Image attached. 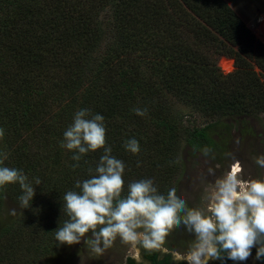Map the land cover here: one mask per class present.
Here are the masks:
<instances>
[{
    "label": "trees",
    "instance_id": "16d2710c",
    "mask_svg": "<svg viewBox=\"0 0 264 264\" xmlns=\"http://www.w3.org/2000/svg\"><path fill=\"white\" fill-rule=\"evenodd\" d=\"M222 57L232 72H222ZM178 103L207 125H186ZM81 109L105 118L106 147L125 165L122 195L143 179L166 195L179 185L183 142L224 155L225 118L264 116V43L225 0H0V166L36 189L23 218L0 229V264H40L57 252L62 198L104 151L77 162L60 147ZM130 139L138 154L124 147ZM22 194L18 183L0 188V214L6 197L19 203Z\"/></svg>",
    "mask_w": 264,
    "mask_h": 264
},
{
    "label": "clouds",
    "instance_id": "9594fccd",
    "mask_svg": "<svg viewBox=\"0 0 264 264\" xmlns=\"http://www.w3.org/2000/svg\"><path fill=\"white\" fill-rule=\"evenodd\" d=\"M133 111L138 116L147 114V109ZM104 119L88 109L78 110L63 134L60 147L72 151L74 161L79 162L89 151H104L94 173L88 170L90 178L77 181L78 191L70 190L62 198V214L68 219L55 230L59 245L83 242L91 252L102 255L119 238L133 249L171 255L174 264L244 262L256 247L255 259L264 260V180L243 179L241 164L236 161L214 180V189L207 196V214L189 208L175 187L166 195L159 193L151 179L128 184L127 195H122L125 165L112 155L111 147H106ZM3 137L4 130L0 128V139ZM124 147L132 154L140 152L136 139L127 140ZM202 151L207 157L212 150L205 147ZM6 159L7 155L0 153V165ZM255 163L264 168V155L255 158ZM79 166L76 163L73 168ZM208 175L216 176L215 170L210 167ZM34 182L41 184L38 177ZM17 183L23 192L19 197L23 212L31 208L36 189L22 171L0 166V188ZM16 214L17 209H11V215ZM181 226L194 237L186 253L165 247L171 231ZM136 259L140 264L139 257Z\"/></svg>",
    "mask_w": 264,
    "mask_h": 264
},
{
    "label": "rangeland",
    "instance_id": "374dc122",
    "mask_svg": "<svg viewBox=\"0 0 264 264\" xmlns=\"http://www.w3.org/2000/svg\"><path fill=\"white\" fill-rule=\"evenodd\" d=\"M247 24L257 38L264 43V0H225ZM106 43V42H105ZM219 67L223 73L228 74L234 70V61L222 57L219 60ZM176 108L185 113L188 117L186 125L206 126L207 120L192 112L189 107L181 103ZM225 122L230 126L229 133H225L218 141H222L226 150L224 155L212 150L207 157L203 151H191L185 142L181 144L180 157L183 161L179 173V185L177 195L185 199L191 208L204 210L207 214V196L214 189V180L231 169V166L239 161L242 167L241 176L243 179L264 180V168L255 163V158L264 155V116L256 118L235 119L225 118ZM217 138V136H216ZM213 168L216 176L208 175V169ZM17 209L15 216L11 215V209ZM28 209H19V203L11 197H6L0 214V229L4 226L12 225L25 215ZM184 229H179L166 241L165 247L186 253L194 240V237L186 233ZM168 239V237H167ZM188 239V240H187ZM57 252L45 258L40 264H126L128 259L139 257L140 263H147L142 257L141 248L133 249L121 243L119 238L113 246L104 254L97 255L83 242L75 245H59ZM256 247L252 249L251 257L244 262H234V264H260L255 259ZM162 256L166 254L161 253ZM170 256L171 262L173 259ZM138 262V261H137ZM14 264V262L6 263ZM16 264V263H15ZM38 264V263H37Z\"/></svg>",
    "mask_w": 264,
    "mask_h": 264
},
{
    "label": "flooded vegetation",
    "instance_id": "af4514ba",
    "mask_svg": "<svg viewBox=\"0 0 264 264\" xmlns=\"http://www.w3.org/2000/svg\"><path fill=\"white\" fill-rule=\"evenodd\" d=\"M141 253H142L143 259H145L147 261V263H140V264H174V262H171L170 256H168V255L162 256L161 252H156V254H157V261L156 262H152L151 260L146 258L147 252L145 250H143L142 248H141ZM131 259L136 261L134 258H131ZM166 260H167V262H164ZM136 263L138 264L137 261H136ZM259 263L264 264V260H259ZM182 264H185V262H182ZM209 264H220V261H210ZM227 264H234V262L231 260H228Z\"/></svg>",
    "mask_w": 264,
    "mask_h": 264
}]
</instances>
